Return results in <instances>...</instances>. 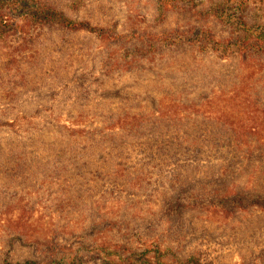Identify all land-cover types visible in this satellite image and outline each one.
Masks as SVG:
<instances>
[{
    "label": "trees",
    "instance_id": "1",
    "mask_svg": "<svg viewBox=\"0 0 264 264\" xmlns=\"http://www.w3.org/2000/svg\"><path fill=\"white\" fill-rule=\"evenodd\" d=\"M0 1L17 4L21 12L23 25L11 28L13 32L29 26L35 33L57 28L85 32L99 42L78 67L69 62L49 69L46 76L38 77L40 83L27 79L21 85L26 96L0 106V264H217L200 249L170 258L160 251L163 240L149 244L150 237L138 233H121L128 237L122 241L109 240L106 260L102 259L105 249L94 244L95 254L87 262L76 251L63 254L60 244L51 239L28 238L25 228L35 211L33 200L51 197L47 189L59 185L51 204L55 211L70 215L107 197L130 202L147 193L151 197L153 185H157L160 212L171 220L195 210L231 214L253 207L264 210V66L252 79V68L259 61L264 64V12L256 15L261 22L251 25L246 20L250 0H223L208 9L206 21L205 16L201 20L203 11L187 7L192 0H146L159 14L156 19L166 21L185 13V20L191 11L199 24L186 20L156 34L139 27L120 34L117 27L69 18L47 0ZM80 1L71 6L76 8ZM131 16L128 21L136 25L137 16ZM215 21H222L227 33L218 36L211 29ZM110 41L117 48L110 50ZM184 46L201 57L204 53L222 63L230 60L228 65L220 63L213 75L217 89L202 100L197 94L190 98L193 90L184 92V102L178 101L184 87L157 88L156 93L119 83L126 75L161 69L147 60ZM191 66L190 72L200 74L195 57ZM154 77L153 85L165 80L158 72ZM45 97L52 106L41 102ZM134 100L140 102L141 111L129 117L127 110ZM58 101L68 107L81 105L80 111L108 107L116 116L98 120L102 127L76 129L60 122L62 114L53 106ZM143 169L150 170L148 179L146 174L142 177ZM244 176L247 184L240 185ZM107 223L120 235V222Z\"/></svg>",
    "mask_w": 264,
    "mask_h": 264
},
{
    "label": "rangeland",
    "instance_id": "2",
    "mask_svg": "<svg viewBox=\"0 0 264 264\" xmlns=\"http://www.w3.org/2000/svg\"><path fill=\"white\" fill-rule=\"evenodd\" d=\"M73 1L47 0L53 7L64 10L69 18L79 19L81 17L80 19L87 20L92 25L110 29L117 27L120 34H123L126 29H131V27H139L146 34H156L160 31L170 30L178 24H184L186 20H191L192 24H199L194 21L197 15L195 14L193 18L190 15L191 11L186 15L185 20V13L171 15L166 21L160 18L156 19L159 14L154 6L152 8L148 5L146 0H81L79 4L77 3L76 8L71 6ZM192 1L193 4L187 7L191 10L203 11L201 20L206 17L207 21L210 17L208 14L206 16L208 9L223 0ZM250 2H252L251 11L246 12L250 17L246 20L251 25L258 24L261 21L256 15L264 12V0H250ZM230 4L228 3V5ZM20 14L17 4L14 5L11 1H0L1 107L4 106V103H15L14 101L18 96L21 98L26 96L27 93L22 94L24 92L21 86L22 82L35 78L33 81L40 83L41 80L38 77H43L44 73L46 76L49 69L66 65L69 62H72V67H78L80 61L83 63L88 59V56L90 57L93 50L99 47L98 40L85 32L74 34L63 32L60 29L56 30L57 28L52 30L46 27L40 33H35L32 32L30 26L24 27L21 33L13 32L11 28H15L16 25H23L19 19ZM128 16H137L136 25L128 21ZM142 17H145L146 22L142 21ZM211 29H214L216 34H219L218 36L227 33L222 21H215ZM20 36H24L25 39H20ZM61 44L66 46H61ZM117 46L118 44L110 41V50L117 48ZM201 55L202 57L198 56L186 46L178 47L171 53L159 55L160 57L154 56L151 58L152 60H147L151 63L156 62L161 69H154L153 71L145 69L132 75H126L119 83H127L130 87L141 85L149 88L151 92H156L157 88L161 90L163 87L168 88L167 90H182L179 88L184 87L183 93L176 96L178 101L184 102V92L193 90L190 98L197 94L202 100V97L208 96L212 90L216 91L218 82L213 75L220 70L222 61L213 54L202 53ZM194 57L197 59L200 70V74L196 75L190 72ZM262 62H257V67L252 68L254 71L252 79L260 75L256 70L261 72L264 66V64L261 65ZM223 63L228 65L230 60H225ZM157 72L165 76V80L153 85V80L157 79L154 77ZM62 75L65 76L66 74ZM19 76L21 77L18 78ZM31 88L33 87L31 86ZM41 102L52 106L46 97ZM139 103L138 100H134V103L130 104L131 110H127L129 117L141 111ZM53 106H56L62 114L59 117L60 122L74 126L76 129L88 130L92 129L94 125L102 127L103 123L101 126L98 120H113L116 116L115 112L108 107H99L98 110H95L89 106L80 111L81 105L68 107L61 101L54 102ZM100 111L103 115L101 117L96 116L95 114ZM66 113L71 115L67 117ZM109 113L114 116L110 118ZM108 158L111 157L108 156ZM257 164L261 165L259 162ZM141 172L142 177L146 174L148 179L150 170L143 169ZM201 176L205 177L202 174ZM247 178L246 176L240 178V185L247 184ZM60 187L61 185L53 186L51 190L48 188V193L51 192L54 196V192ZM156 188L157 185L151 187V197L147 196L148 193L143 194L137 200H132L134 203L126 198L124 201H116L107 197L85 208L83 212L79 211L72 215L55 211V207L51 204L53 202L52 196L42 199L37 197L36 200H33L36 202L35 211L25 228L27 237L40 240L51 239L57 242V245L60 244L58 249L63 254L76 251L87 262H91L90 260L95 254L94 244L102 245L101 249H105L102 251L104 253L102 259L106 260V253L110 246V243H107L109 240L122 241L128 238L125 236L138 233V235L144 236L147 234L150 240L146 242L149 244L152 243V240H163L160 251L170 258L174 257L173 254H180L181 256L185 254L187 256L186 254L192 250L200 249L203 256L217 264H264V210L253 207V209L236 211L232 214L213 212L212 210H195L190 213L187 212L181 220H171L165 218L164 214L160 212V199L157 198L159 194L155 195ZM108 221L120 222V235L121 233L126 235L120 236L116 230L111 229ZM95 224L96 226L93 228ZM177 235L180 237L175 239ZM169 257H166L165 260H168Z\"/></svg>",
    "mask_w": 264,
    "mask_h": 264
}]
</instances>
